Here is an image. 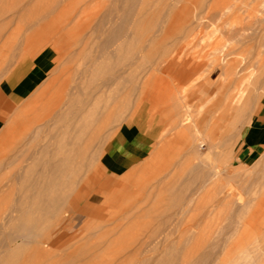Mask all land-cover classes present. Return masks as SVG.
Returning a JSON list of instances; mask_svg holds the SVG:
<instances>
[{
  "label": "rangeland",
  "instance_id": "374dc122",
  "mask_svg": "<svg viewBox=\"0 0 264 264\" xmlns=\"http://www.w3.org/2000/svg\"><path fill=\"white\" fill-rule=\"evenodd\" d=\"M52 1L0 0V45L7 43L0 54V107L3 89L13 93L15 87L12 96L21 101L0 116V136L9 133L0 142V224L32 181L45 187L31 192L30 205L47 194L48 181H73V190L62 192L65 207L42 215L45 231L17 244L18 263L90 264L94 243L105 236L96 254L115 264H224V252L235 244L231 264H264V151L254 146L257 134L250 128L261 102L264 112V0L138 1L127 19L121 0H58V11L47 20L39 17ZM110 24L128 34L123 32L125 40L115 37L105 51L103 32L112 33L104 31ZM51 53L49 73L46 63L26 74L33 59ZM35 72L37 86L26 88ZM104 80L115 83L104 89ZM84 101V113L68 119ZM131 121L154 127L155 145L141 165L113 178L101 157ZM63 142L72 161L58 174L43 150L50 144L49 155L60 153ZM71 201L75 205L68 208ZM33 211L32 217H40ZM91 228L97 229L87 234ZM140 246L144 254L136 257Z\"/></svg>",
  "mask_w": 264,
  "mask_h": 264
},
{
  "label": "bare ground",
  "instance_id": "6f19581e",
  "mask_svg": "<svg viewBox=\"0 0 264 264\" xmlns=\"http://www.w3.org/2000/svg\"><path fill=\"white\" fill-rule=\"evenodd\" d=\"M41 1V0H40ZM42 1H44V2H46V0H42ZM61 1H63V2H66V1H64V0H61ZM61 1H59V2H61ZM71 2L70 3H73L74 1H72V0H70ZM111 1V0H110ZM142 2V3H144L145 1H147V0H121V2H123L124 4H125V9L127 10V11H125V9L123 8V10L125 11H123L121 8L123 7H121L120 8V10H118V8H117V10H118V12H119V14H122V11L124 12L123 14V18L124 19H127V18H130L131 16H133V14H134V12H133V7L135 6V5H137V2ZM53 2H57L56 4H59L58 3V0L56 1V0H54V1H52V4H50V6L45 10V11H43V13L39 16V17H41L42 19L43 18H45V20H47L49 17H51L56 11H58L59 9H60V7L62 6H60V5H56L55 3H53ZM63 2H61V3H63ZM118 2V1H117ZM115 3H116V0H115ZM114 4V3H113ZM112 4V5H113ZM116 4H114V6H115ZM114 6H112V7H114ZM117 6H118V4H117ZM116 6V7H117ZM120 6V5H119ZM112 7L110 8V9H112ZM128 9H127V8ZM109 9V10H110ZM113 10H115V9H112L111 11H113ZM111 11L109 12V14L111 13ZM114 12V11H113ZM113 12L111 13L112 15H113ZM116 12V11H115ZM108 14V13H107ZM107 14H106V16H107ZM110 14V16H112ZM117 14V13H116ZM138 14L140 15L141 13H139L138 12ZM138 14H137V16H138ZM110 16H109V18L108 19H110ZM106 18V17H105ZM112 18V17H111ZM114 18V17H113ZM73 19V18H72ZM108 19L106 20V22L103 20V22L104 23H110V21H108ZM120 20H122V19H120ZM119 20V21H120ZM40 22L41 21H44V20H39ZM70 21H71V19H70ZM69 21V22H70ZM114 21V20H113ZM28 22H30V21H28ZM68 22V23H69ZM76 22V21H75ZM74 22V23H75ZM111 22H112V20H111ZM122 22H123V20H122ZM126 23L128 22V20L127 21H125ZM77 23V22H76ZM78 23H79V21H78ZM108 23V24H109ZM113 24V23H112ZM71 25V24H70ZM76 25V24H75ZM114 25V24H113ZM67 27V26H66ZM75 27V26H74ZM76 27H77V25H76ZM110 27H111V24H110ZM117 27H120V25L119 26H117ZM69 28V27H68ZM73 28V27H72ZM71 28V29H72ZM114 28V27H113ZM122 28V27H121ZM53 29V28H52ZM111 30H104V31H106V33H108L107 31H111L112 33H110L109 34V36L107 35V34H105L104 32H103V34H104V38H103V42L104 43H102L101 44V47L103 48V50H105V51H107V49H109V45L111 44V41L113 40V39H115V37H116V39H118V41H119V39H124L125 38V34L127 33V32H125V27H124V29L122 28V30H124V31H122V30H119V31H114L115 30V28L114 29H112V27L110 28ZM30 30V29H29ZM46 30V29H45ZM48 30H50V29H48ZM55 30V29H54ZM66 30V29H65ZM76 30V29H75ZM114 32H113V31ZM263 30H264V28H263ZM70 31V30H69ZM74 31V30H73ZM73 31H71V32H73ZM77 31V30H76ZM127 31V30H126ZM52 32L54 33V31L52 30ZM51 32V33H52ZM57 32V31H56ZM55 32V33H56ZM59 32V31H58ZM68 32V31H67ZM123 32H125V34L123 33ZM129 32V31H128ZM47 33V32H46ZM53 33H52V36L51 37H54L53 36ZM75 33V32H74ZM123 33V34H122ZM131 33V32H130ZM129 33V34H130ZM12 34H15V32L14 33H12ZM70 34V33H69ZM68 34V35H69ZM76 34V33H75ZM128 34V33H127ZM3 35V34H2ZM59 36V34H56L55 35V37H58ZM105 35H107L108 37L106 38V36ZM123 35H124V37H123ZM46 36V35H45ZM63 36V35H62ZM127 36V35H126ZM130 36V35H129ZM60 37H61V35H60ZM64 37V36H63ZM3 38V37H2ZM1 38V39H2ZM62 38V37H61ZM60 38V39H61ZM105 38H106V41H104L105 40ZM0 39V40H1ZM8 39V38H7ZM10 39V38H9ZM126 39V38H125ZM124 39V40H125ZM43 40V39H42ZM55 40V39H54ZM63 40H64V38H63ZM67 41V40H66ZM126 41H129V37H128V40H126ZM1 42H3V41H1ZM1 42H0V44H1ZM41 42V41H40ZM39 42V43H40ZM56 42H59V41H56ZM56 42H54V44L56 43ZM114 42V41H113ZM115 42H117V41H115ZM114 42V43H115ZM123 41H120L119 43L121 44ZM38 43V42H37ZM113 43V44H114ZM118 43V47H119V49H120V46H122L121 48H123L124 47V45H120ZM124 44H127V45H129V47L131 46L130 44H128V43H126L125 41L123 42ZM122 43V44H123ZM30 44H31V42H30ZM34 44H35V42H34ZM60 44V43H59ZM115 45H117L116 43H115ZM1 46V45H0ZM6 46H7V43H4L3 44V47L1 46V48H0V54H1V52H2V50L3 49H5L6 48ZM100 46V45H99ZM133 47V46H132ZM33 48V47H32ZM102 48H100V49H102ZM131 48V47H130ZM130 48H128V49H130ZM113 50V49H112ZM121 50L122 49H120V52H121ZM132 52H133V50H135V48L132 50V48L130 49ZM130 50H128V51H130ZM109 51V50H108ZM114 51H116L117 53H118V49H116V50H114ZM113 51V52H114ZM124 51H125V49H124ZM127 52L126 51V53H132V52ZM109 52H111V51H109ZM113 52H112V55H113ZM134 52H136V51H134ZM98 53V52H97ZM102 53V52H101ZM116 53V54H117ZM123 52H121V54H122ZM125 53V52H124ZM123 53V54H124ZM121 54H120V56H121ZM111 55V56H112ZM133 55V54H132ZM132 55L131 54H129V55H127V58H126V60L127 59H130V61H132L131 59H132ZM139 55V54H138ZM97 56V55H96ZM115 56H117L118 57V55H115ZM128 56H131V58L129 57L128 58ZM114 57V56H113ZM134 57V56H133ZM142 57V56H141ZM162 57V56H161ZM139 58H140V56H139ZM165 58H167V57H165ZM120 59V58H119ZM169 58H167V60H168ZM118 60V59H117ZM138 60V59H137ZM167 60H166V62H167ZM135 61V60H134ZM139 61V60H138ZM141 61V60H140ZM107 61H105V63H106ZM113 62V61H112ZM111 62V63H112ZM127 62H129L128 60H127ZM126 63V62H125ZM93 64V63H92ZM104 64V63H103ZM102 64V65H103ZM115 64V63H114ZM128 64H130V63H128ZM136 64V63H135ZM106 65V64H105ZM108 65V64H107ZM126 65V64H125ZM124 65V66H125ZM104 66V65H103ZM105 67V66H104ZM106 67H108V66H106ZM95 68V67H94ZM125 68H127V67H125ZM128 68H129V66H128ZM97 71H98V69H97ZM119 71V70H118ZM129 71V70H128ZM228 71V70H227ZM125 72V71H124ZM127 72V71H126ZM113 73V72H112ZM118 74H120V73H118ZM117 74V75H118ZM127 74V73H126ZM125 75V74H124ZM110 76V75H109ZM115 76V75H114ZM113 76V74H112V76H111V78L110 79H112V77H114ZM119 76V75H118ZM229 76V75H228ZM231 76H232V74H231ZM109 79V80H110ZM114 79H115V77H114ZM120 80V79H119ZM39 82V81H38ZM38 82H37V84H38ZM104 89L106 88L107 89V86H108V81H105L104 80ZM113 82L115 83V81L113 80ZM112 80H111V85H109V86H112ZM98 83V82H97ZM37 84H36V86H37ZM118 84V83H117ZM96 85V84H95ZM99 85V84H98ZM114 85V84H113ZM116 85V84H115ZM101 86V85H100ZM103 86V85H102ZM101 86V87H102ZM109 86H108V89H109ZM244 88V87H243ZM1 89V88H0ZM96 89H97V87H96ZM237 89V88H236ZM237 90H239V87H238V89ZM242 90V89H241ZM99 91V90H98ZM101 91V90H100ZM243 91L244 90H242V91H240L239 93H238V95L236 96V102L238 103L239 101H241V99L243 98ZM105 92V91H104ZM237 92L238 91H236V94H237ZM93 93V92H92ZM183 94V93H182ZM231 96V95H230ZM233 96V95H232ZM229 98V97H228ZM233 98H234V96H233ZM230 100V99H229ZM21 102V101H20ZM19 102V103H20ZM33 102V101H32ZM19 103H15V104H19ZM30 103L31 102H29V103H26L25 105H23V106H21V108L19 109V111H21V113H25L26 112V110H28V108H29V105H30ZM71 103V102H70ZM236 103V104H237ZM240 103V102H239ZM15 104H12V105H15ZM233 104V103H232ZM235 104V105H236ZM246 104V103H245ZM68 105V104H67ZM177 105V104H176ZM89 106V103H87V101L85 102H80V108H79V110H78V108H76L77 110H78V112L76 111L75 113L73 112V115L70 117L69 115H68V117L66 116L65 118H66V120L68 121V119H72V118H74V119H77V118H79L80 117V115L82 114V113H84V111L86 110V108ZM188 111V110H187ZM238 111V110H237ZM62 113H64V111L62 112ZM72 113V112H71ZM62 115V117L60 118V120L62 119V120H64L65 118H64V115L63 114H61ZM1 116H2V114H1ZM19 118V117H18ZM68 118V119H67ZM73 119V120H74ZM73 123V122H72ZM125 123V122H124ZM214 124V123H213ZM64 125V124H63ZM70 125V124H69ZM69 125H68V127H69ZM73 124H71L70 125V128L71 127H73L72 126ZM74 125H76V123L74 124ZM75 128V127H74ZM78 128V127H77ZM76 128V129H77ZM73 129V128H72ZM121 130V129H120ZM75 132V131H74ZM6 134H9L7 131H4L3 132V134L0 136V142H2V140L4 139V137H6ZM114 138V137H113ZM77 144V140H74L73 142H71L69 145H70V149H72V150H74L75 149V147L77 146L76 145ZM106 145V144H105ZM50 146V144L48 145V146H46L45 147V149L43 150L44 151V153H45V157H46V164H48V166L51 168V169H53V171L56 173V172H58V174L59 173H61V170H62V168H65V167H63V165H65L66 166V164L68 163V162H70V161H72V157L71 156H65V154H64V151L66 150V147L68 146L67 145V143L66 142H63V145L61 146V148H59L58 149V151H61L60 153H54V154H51V155H49V147ZM62 153V154H61ZM86 155V154H85ZM100 157V156H99ZM84 159V158H83ZM84 161V160H83ZM61 163V164H60ZM68 165V164H67ZM83 170V169H82ZM81 170V171H82ZM86 171V170H85ZM134 171H136L135 169H134ZM75 175H77V173L75 174V173H71V176H75ZM108 175H110V174H108ZM131 175V174H130ZM45 176V175H44ZM105 177V176H104ZM103 177V178H104ZM124 178V177H123ZM134 180V179H133ZM102 181V180H101ZM69 182H70V184H69ZM73 181H71V180H58V179H53L52 181H48V184H47V194H40L39 195V197L37 198V202H35V203H32L31 205H30V202H29V200L31 199V196H32V193L31 192H36V193H38L39 192V190L41 189V188H44L45 186L44 185H42V180H35V181H32V183H31V185H30V187H25L24 189H25V191H26V194L25 195H23L20 199H22V200H20L14 207H13V209L11 210V212L9 213V214H6L5 215V217H3L2 218V223L0 224V230H1V232H0V264H19L18 263V261H17V258H16V251L18 250V247L19 246H17V244L21 241L22 243H25V241H30V240H33V239H35V238H38L39 237V235L40 234H42L44 231H45V229L46 228H42L41 226H40V224L41 223H45L44 222V218H43V216L42 215H45V216H50V215H54V214H56V212H57V210L59 211V209H61V207L62 206H64L65 207V205H63L64 203V198H65V193H67V191L70 189V190H73V189H71V186L70 185H72L71 183H72ZM47 183V182H46ZM127 184V183H126ZM137 184V183H136ZM70 187V188H69ZM80 187V186H79ZM90 187V186H89ZM125 188H127V187H125ZM124 188V189H125ZM89 189V188H88ZM43 190V189H42ZM69 190V192H71ZM123 190V189H122ZM128 190V189H127ZM114 191V190H113ZM45 192V191H44ZM44 192H42V193H44ZM62 192L64 193V194H62ZM73 192V191H72ZM80 192L81 191H78L77 193V195H79L80 194ZM124 192V191H123ZM122 192V193H123ZM120 194V193H119ZM122 195H124V194H122ZM179 196V195H178ZM104 197H105V195H104ZM116 197V196H115ZM126 197V196H125ZM143 197H144V195H143ZM117 198V197H116ZM146 198V197H145ZM113 199H114V196H113V198L112 197H109L108 198V201H113ZM122 199H123V197H122ZM178 199V198H177ZM180 199H182L181 197H180ZM179 199V200H180ZM120 200V199H119ZM119 200H117L118 202H119ZM128 200V199H127ZM182 201V200H181ZM184 201V200H183ZM187 201V200H186ZM185 201V202H186ZM128 202H129V200H128ZM184 202V203H185ZM122 203H123V201H122ZM143 203V202H142ZM178 203H181L180 201L178 202ZM187 203H189V202H187ZM67 204H68V202H67ZM119 204V203H118ZM125 204V203H124ZM127 204V203H126ZM73 205H75V202H70V205H69V207L68 208H72L73 207ZM130 205V204H129ZM132 205H134V204H132ZM181 206V205H180ZM182 207H183V205H182ZM35 209H37V212H39L38 214H41L40 215V217L38 216V217H32V214H33V210H35ZM67 210V209H66ZM70 210V209H69ZM92 210V209H91ZM90 210V211H91ZM136 210V209H135ZM116 211V210H115ZM132 211V210H131ZM60 212V211H59ZM64 212V211H63ZM114 212V211H113ZM136 212H137V210H136ZM18 214V216H14V214ZM64 213H66V211L64 212ZM117 213V215H118V212H116ZM133 213H135V211L133 212ZM132 212L130 213V214H133ZM91 214V213H90ZM114 214H115V212H114ZM129 214V215H130ZM61 215V214H60ZM95 215L96 214H94V213H92V216L91 217H95ZM111 215V214H110ZM62 216V215H61ZM115 216V215H114ZM70 217V216H69ZM131 217H133V216H131ZM135 217V216H134ZM123 218V217H122ZM124 218H127L126 216H124ZM49 219V218H48ZM60 219H61V217H60ZM68 219V218H67ZM70 219V218H69ZM115 219V218H114ZM128 219V218H127ZM57 220V219H56ZM109 220V219H108ZM115 221L116 220H114L113 221V223H115ZM122 222V221H121ZM49 223V222H48ZM55 223V222H54ZM105 223H106V221H105ZM47 224V223H46ZM50 224V223H49ZM98 224V223H97ZM100 224V223H99ZM108 224V223H107ZM95 226V225H94ZM93 226V227H94ZM107 226V225H106ZM106 226H104V227H106ZM52 227V226H51ZM97 227V226H96ZM101 227H102V225H101ZM97 229V228H96ZM96 229H93V228H91V229H89V231H88V233L87 234H90V233H92V232H94V230H96ZM99 229V228H98ZM9 231V233H7L6 235H5V231ZM51 230V229H50ZM102 230V229H101ZM153 232H154V230H152ZM157 231V230H156ZM48 232V231H47ZM46 232V233H47ZM161 232V231H160ZM155 233V232H154ZM49 234H51V231H50V233ZM62 234V233H61ZM156 234V233H155ZM162 234V233H161ZM1 235L2 236H4V238L1 240ZM64 235V233L62 234V236ZM154 235V234H153ZM155 236V235H154ZM87 238V235H86V237L84 238V239H86ZM148 238V237H147ZM149 238H150V236H149ZM148 238V239H149ZM151 238H152V240H154V241H156L157 242V239L155 240V238H153L152 236H151ZM163 238V237H162ZM101 239V240H100ZM164 240H167V239H165V238H163ZM162 239V240H163ZM97 240H100V241H97L96 243H94L95 245H94V247L95 248H97L96 249V251H101L102 250V247H104L105 245H106V241H104L105 240V236L104 237H102V238H99V239H97ZM160 240V239H159ZM67 241V240H66ZM148 241V240H147ZM150 242V241H149ZM156 242H150V243H153V244H155ZM11 243H14L15 244V246H16V248L15 249H11ZM14 244H12V245H14ZM145 244V243H144ZM144 244H142V245H144ZM21 246L23 245V244H20ZM146 245V244H145ZM236 245L237 244H235V247H234V245L232 246V247H229L228 245V247H229V249H227L226 250V252H224V250H223V252H224V254H223V263L224 264H231L232 262H231V259H229V257L232 255V254H234L233 252L236 250V249H238L237 247H236ZM13 248V247H12ZM227 248V247H226ZM254 248H256V249H258L259 248V246L257 245H255V243H254ZM36 250V249H35ZM34 250V251H35ZM42 250H44V249H42ZM38 251V250H37ZM96 251L95 252H93V253H91V255H89V257H92L91 258V261H90V264H115V260L116 259H111V260H108V261H105V260H103V259H100V257H101V254L100 253H98V254H96ZM143 247H141L140 246V249H138V250H136V253H135V255H136V257H141L142 256V253H143ZM40 252H44V251H41L40 250ZM238 252V251H237ZM237 252L235 253V254H237ZM36 253V252H35ZM38 253V252H37ZM48 253V252H47ZM3 254V255H2ZM53 254V253H52ZM144 254V253H143ZM234 254V255H235ZM37 255V254H36ZM40 254L38 253V257H43V255H42V253H41V255L39 256ZM49 255V254H48ZM47 255V256H48ZM247 256H249V253L247 254ZM38 257H35V259L36 258H38ZM211 258H212V256H211V254H209V255H207V256H205V258L203 259V262L204 263H208L210 260H211ZM48 259V258H47ZM46 259V260H47ZM38 260H40L41 261V259L39 258V259H37V261ZM49 260V259H48ZM36 262V261H35ZM39 262V261H38ZM237 263V262H236ZM36 264V263H35ZM38 264H41V263H38ZM239 264V263H238Z\"/></svg>",
  "mask_w": 264,
  "mask_h": 264
},
{
  "label": "crops",
  "instance_id": "0c3cea01",
  "mask_svg": "<svg viewBox=\"0 0 264 264\" xmlns=\"http://www.w3.org/2000/svg\"><path fill=\"white\" fill-rule=\"evenodd\" d=\"M54 53L46 55L41 60L33 59L29 65L28 72H30L35 67H42L43 64L49 63V68L47 72L49 73ZM180 72V73H179ZM178 77L184 79L186 75L178 69ZM26 74L21 78V80L26 76ZM33 74V73H32ZM20 80V81H21ZM19 81V82H20ZM39 81V74L35 72L26 81V88L36 86ZM18 84V83H17ZM13 93L3 89L4 101L0 107L1 114H6L10 105L19 103L13 98V94L16 93V88L14 87ZM21 93H27L26 90H22ZM135 120V119H134ZM126 128V133H122L120 130L115 133V138L113 144L108 151L103 152L101 157L102 168L110 174L109 176L113 178H119L130 172V170L136 166L141 165L147 158L152 154L155 137H154V127H151L147 123H140L131 121L124 125ZM250 128L256 132L257 139L254 141V146L261 148L264 151V112L262 110V102L258 108L257 113L251 119ZM242 146L243 155L242 158L245 160V147L244 142L239 141Z\"/></svg>",
  "mask_w": 264,
  "mask_h": 264
}]
</instances>
